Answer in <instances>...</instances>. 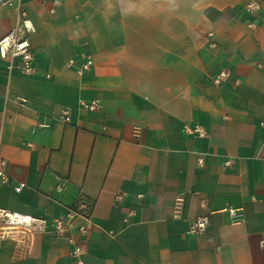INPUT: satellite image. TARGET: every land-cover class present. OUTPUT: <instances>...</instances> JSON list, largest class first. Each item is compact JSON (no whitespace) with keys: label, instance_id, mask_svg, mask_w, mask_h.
Returning a JSON list of instances; mask_svg holds the SVG:
<instances>
[{"label":"crops","instance_id":"obj_1","mask_svg":"<svg viewBox=\"0 0 264 264\" xmlns=\"http://www.w3.org/2000/svg\"><path fill=\"white\" fill-rule=\"evenodd\" d=\"M248 1L0 5V38L20 11L35 27L34 72L0 65V156L10 176L0 207L52 219L86 198L84 264H264V0L254 12ZM84 56L92 65L80 75ZM220 68L228 78L216 85ZM185 123L207 136L186 135ZM229 207L244 220L231 222ZM200 214L209 225L190 232ZM70 250L49 232L20 235L2 240L0 264H75Z\"/></svg>","mask_w":264,"mask_h":264},{"label":"built area","instance_id":"obj_2","mask_svg":"<svg viewBox=\"0 0 264 264\" xmlns=\"http://www.w3.org/2000/svg\"><path fill=\"white\" fill-rule=\"evenodd\" d=\"M13 0H0V5L12 4ZM59 4V0H51L50 11L54 12ZM21 6V5H20ZM19 6V7H20ZM256 1H248L244 5V9L248 12H254L258 9ZM35 31L32 20L20 11L18 21L15 26L0 38V65H3L7 72L14 70L22 73H33V50L30 43V35ZM212 34L209 33V36ZM211 47H215L216 42L211 39L209 42ZM68 66H74L72 60L67 62ZM92 65L91 56H84L83 61L75 66L78 74H83ZM228 78V71L225 68H220L211 77L212 82L216 85L222 84ZM79 105L82 108L93 110L98 105V100L93 99L85 101L79 100ZM62 119L64 122H70V115L67 108L61 110ZM264 126V120L260 121ZM182 130L186 135L194 137L207 136L206 130L198 123H185ZM198 163L203 161L202 156H198ZM230 160H226L225 164H229ZM0 184L10 185V176L5 170V161L0 156ZM25 187L24 182H19L13 186V190L20 192ZM119 198V196H117ZM185 202L184 194L180 193L174 198V216L180 217L183 205ZM231 219V222H241L244 220L243 211L241 208H226L225 209ZM133 212H129L127 216H131ZM92 211L90 204L86 198L82 197L75 205L67 208V210L52 219L38 217L31 214H24L0 207V244L5 238L19 237L25 235L32 236L36 232H49L55 238H62L71 245L70 256L75 264H84L86 254V236L88 228L92 224ZM209 225V216L200 214L194 216L189 222V231L200 233L206 230Z\"/></svg>","mask_w":264,"mask_h":264}]
</instances>
